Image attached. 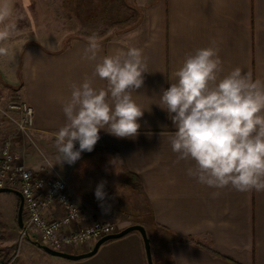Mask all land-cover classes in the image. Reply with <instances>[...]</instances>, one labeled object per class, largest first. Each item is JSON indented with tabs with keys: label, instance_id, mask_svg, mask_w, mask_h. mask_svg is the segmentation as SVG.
<instances>
[{
	"label": "crops",
	"instance_id": "0c3cea01",
	"mask_svg": "<svg viewBox=\"0 0 264 264\" xmlns=\"http://www.w3.org/2000/svg\"><path fill=\"white\" fill-rule=\"evenodd\" d=\"M25 1L14 0L15 15ZM75 1L67 0L70 12ZM141 12V24L121 30L124 37L99 40L98 54L99 59L116 48L139 47L148 58L144 84L132 94L145 109L137 136L117 138L101 130L95 153H82L72 165L57 160L54 135L65 123L62 105L70 97V85L91 77L95 87L106 86L93 77L94 62L82 58L88 41L82 38L63 48L28 38L0 45L8 48L0 56V135L7 124L3 106L13 92L33 108L35 141L62 169L82 222L141 225L153 264H264V193L228 187L213 198L215 189L186 174L189 163H174L169 136L175 129L157 105L186 56L212 41L223 74L240 67L264 80V0H147ZM101 182L113 204L97 202ZM57 259L58 264H147L138 233L102 244L87 259Z\"/></svg>",
	"mask_w": 264,
	"mask_h": 264
},
{
	"label": "clouds",
	"instance_id": "9594fccd",
	"mask_svg": "<svg viewBox=\"0 0 264 264\" xmlns=\"http://www.w3.org/2000/svg\"><path fill=\"white\" fill-rule=\"evenodd\" d=\"M17 19L14 0H0V45L18 35ZM100 51L93 34L82 58L94 62L92 75L106 86L95 87L91 77L70 85V97L62 105L65 123L54 135L59 163L72 165L83 152H92L101 130L133 138L141 127L145 109L132 94L144 84L148 58L139 47L116 48L98 59ZM7 54L8 48L0 46V56ZM174 76L157 104L175 129L169 136L174 163H189L186 174L215 189L213 198L228 187L264 193V80L240 67L223 74L215 41L188 54ZM104 183L97 186V199L105 195Z\"/></svg>",
	"mask_w": 264,
	"mask_h": 264
},
{
	"label": "rangeland",
	"instance_id": "374dc122",
	"mask_svg": "<svg viewBox=\"0 0 264 264\" xmlns=\"http://www.w3.org/2000/svg\"><path fill=\"white\" fill-rule=\"evenodd\" d=\"M145 1L147 0H76L70 12L67 0H26L16 10L18 35L13 38H28L56 48L65 47L75 38L88 40L93 34L100 41L115 40L126 35V32L120 31L131 28L129 25L141 24V11ZM137 34L140 36V33ZM12 89L14 92L17 91L16 87ZM19 103L23 102L11 92L10 100L3 106L2 111L5 112L7 124L3 131L5 133L0 135V149L2 143L9 140L30 169L39 171L41 167H47L53 176H59L68 182L63 176L62 169L53 164L47 153L35 141L34 133L28 131L27 135H24L17 131L16 124L20 119V112L11 107ZM75 147H79L78 142ZM85 152L95 153L96 149ZM110 195L116 196L115 193ZM96 200L104 205L114 202L109 196H104L103 199L96 197ZM17 207L18 200L14 194L0 193V264H58L59 259L39 250L32 243L33 239L21 237L16 225ZM103 222L112 223L120 229L127 227L116 221Z\"/></svg>",
	"mask_w": 264,
	"mask_h": 264
},
{
	"label": "built area",
	"instance_id": "2783aa9c",
	"mask_svg": "<svg viewBox=\"0 0 264 264\" xmlns=\"http://www.w3.org/2000/svg\"><path fill=\"white\" fill-rule=\"evenodd\" d=\"M11 108L20 112L17 131L27 135L32 131L33 108L24 103ZM3 188L15 190L22 197L21 237L31 238L54 251L85 253L103 236L122 230L112 223L82 222L81 210L71 198L67 181L53 176L47 167L39 171L30 169L9 140L0 149V189Z\"/></svg>",
	"mask_w": 264,
	"mask_h": 264
},
{
	"label": "water",
	"instance_id": "95a60500",
	"mask_svg": "<svg viewBox=\"0 0 264 264\" xmlns=\"http://www.w3.org/2000/svg\"><path fill=\"white\" fill-rule=\"evenodd\" d=\"M0 193H12L17 197L18 207H17V213H16V225L18 229H21L23 225V221H22L23 200H22L21 195L19 194V192L15 190L7 189V188L0 189ZM130 233H138L140 235L142 242H143L146 263L153 264L149 239L146 235L145 229L141 225H138V224L127 226L116 234L103 236L102 238H100L94 243L90 251L81 253V254L61 253V252L54 251L46 246H43L34 240L32 241V243L36 245L37 248H39L40 250H42L44 253H46L49 256L61 258V259L68 260V261H79V260L90 258L93 255H95L99 247L102 244L112 241V240L120 239Z\"/></svg>",
	"mask_w": 264,
	"mask_h": 264
},
{
	"label": "trees",
	"instance_id": "16d2710c",
	"mask_svg": "<svg viewBox=\"0 0 264 264\" xmlns=\"http://www.w3.org/2000/svg\"><path fill=\"white\" fill-rule=\"evenodd\" d=\"M131 234V233H130Z\"/></svg>",
	"mask_w": 264,
	"mask_h": 264
}]
</instances>
